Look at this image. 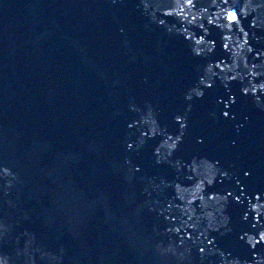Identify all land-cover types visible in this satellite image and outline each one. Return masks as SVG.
I'll return each instance as SVG.
<instances>
[{
    "label": "snow or ice",
    "instance_id": "1",
    "mask_svg": "<svg viewBox=\"0 0 264 264\" xmlns=\"http://www.w3.org/2000/svg\"><path fill=\"white\" fill-rule=\"evenodd\" d=\"M187 3L190 6H192V0H187ZM261 6H264V4H262ZM171 14H172L171 12H168L167 13V15H171ZM227 18H228V21L230 23H232V24H238L240 22V16L236 12H229ZM161 23H164V21H161ZM240 31L243 32V28H241ZM246 35L247 34L245 33V36ZM189 38H191V37H189ZM245 42H247V41H245ZM205 43H206V41H205V39H204L203 36H201L199 38V40L196 41V45L197 46L203 45ZM214 43L215 42H213V45H214ZM227 47H228V45L225 44L224 45V48L227 49ZM208 50L209 51H212V48L209 47ZM195 51L199 55L203 51V49L200 48V47H197L195 49ZM212 67L213 66H211V65L209 66V71L210 72L212 71ZM215 67L219 68L220 67V64H216ZM255 75H258V74L257 73H254V76ZM232 79H235V77H232ZM203 83L208 88L213 87V84L212 83H209L208 81H203ZM259 90H264V83H260L259 84V87H257L256 85H254L252 88L245 87L243 89V93L246 95L250 91L251 92H257ZM195 95L198 96V97H202L204 95V92L203 91H200V92H198ZM235 102H236V99H235V97H233L232 100L230 101V104H234ZM223 115L225 117H228L230 115V113L227 112V111H225L223 113ZM177 120L181 123L182 127H186L187 126L186 124H184L182 117H179V119H177ZM171 139H172V137L170 138V140ZM179 139L180 138H176L172 143H168V147H171L172 150L176 149L177 146H178V143H179ZM131 147H132V145H129V148H131ZM209 165H210V167H209ZM206 167H207V169H209V175L206 177V183H207V185H212L214 183V179H213V176L214 175H213V172L211 170L215 166L212 165V164H206ZM193 170L195 171L196 169H193ZM137 171H139V169H137ZM224 175L227 176L228 173L225 172ZM245 175H251V173L250 172H246ZM206 183H205V180L204 179L200 180V182L197 183V189H198V191H203V194L198 197L200 200H203L204 197H205L204 196V193H205ZM181 191H182L181 186L179 184H177L176 185V192L179 194ZM228 195H231V193H229ZM262 195H264V194H258V195H256V200L257 201L261 200ZM179 198L180 199H183V196H179ZM209 199L210 200H214V201H219V200H222V199H227V197L226 196H220V195H217V194H211V195H209ZM237 200H239V197H237ZM254 205H258L259 206V207H253V205H252L253 210L257 213L256 219L259 222V220H260V213L262 211H264V204L257 203V204H254ZM244 219H247V215H245ZM177 231H179V229H177ZM262 233H264V231H260L259 232V240L257 239V237L255 235H248V234H246V236H247V242L252 246V248H256L259 243L264 242V236H262ZM241 239H243V237H241ZM208 242H209V244H212L214 241L210 239ZM200 251L203 252L204 249L201 248ZM0 264H3V255H0Z\"/></svg>",
    "mask_w": 264,
    "mask_h": 264
},
{
    "label": "clouds",
    "instance_id": "2",
    "mask_svg": "<svg viewBox=\"0 0 264 264\" xmlns=\"http://www.w3.org/2000/svg\"><path fill=\"white\" fill-rule=\"evenodd\" d=\"M254 10H255V9H254ZM253 75H254V73H253ZM193 91L195 92V94H197L198 92H200L199 89H194ZM188 98L190 99V98H191V95H189ZM177 119H179V117H177ZM153 123H154V122H153ZM156 132H157V129H156L155 127H153V128H152V134L155 135ZM170 138H171V137L169 136L168 139H170ZM164 145H167V147H168V142H167V140L164 142ZM164 145H162V147H163ZM168 148L171 150V147H168ZM157 151H159V149H157ZM209 167H210V165H209ZM0 174H3V175H11V172H10V170H9L8 168H3V169H0ZM213 175H214V173H213ZM253 207H259V206H258V205H253ZM209 215H211V214H209ZM262 236H264V233H262ZM257 259H260V258L257 257ZM3 264H10L9 257L3 255ZM233 264H239V262H238V261H234Z\"/></svg>",
    "mask_w": 264,
    "mask_h": 264
}]
</instances>
